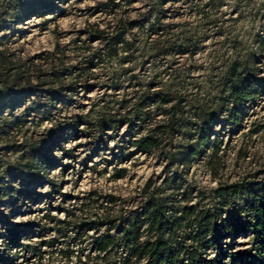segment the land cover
<instances>
[{"label": "rangeland", "instance_id": "rangeland-1", "mask_svg": "<svg viewBox=\"0 0 264 264\" xmlns=\"http://www.w3.org/2000/svg\"><path fill=\"white\" fill-rule=\"evenodd\" d=\"M262 26L264 0H0V175L57 124L78 127L52 150L45 173L11 181L20 192L5 196L0 211L33 231L19 236L7 264H80L92 254V230L78 227L84 221L119 218L152 192L175 206H207L216 187L263 177L264 91L239 126L213 125L217 150L212 142L198 158L182 157L202 119L225 102L231 64L256 66L264 79L255 40ZM19 88L32 89L30 97L9 106ZM16 116L25 121L9 124ZM98 122L116 126L101 132ZM158 125L169 127L157 148L129 143ZM11 224L0 219V250ZM226 242L242 248L249 237Z\"/></svg>", "mask_w": 264, "mask_h": 264}, {"label": "trees", "instance_id": "trees-1", "mask_svg": "<svg viewBox=\"0 0 264 264\" xmlns=\"http://www.w3.org/2000/svg\"><path fill=\"white\" fill-rule=\"evenodd\" d=\"M46 10H52V3L39 2ZM33 13L30 10L28 15ZM259 50L264 49V26L255 35ZM257 59V54L255 55ZM258 68L250 67L246 62H234L225 74L227 94L218 110L202 119L193 134L194 142L183 151L184 160H193L205 152L213 142L219 147V140H211L213 125L223 121L237 127L242 120L243 111L248 105L259 99L264 91V79L257 75ZM30 88H19L9 94L8 105L19 99L30 97ZM59 92H51V104L59 99ZM145 98V104L152 102ZM53 100V101H52ZM147 100V101H146ZM159 101V100H156ZM164 101V100H162ZM11 104V105H10ZM41 103L31 101L29 108L39 109ZM1 113V112H0ZM25 119L14 117L9 124ZM173 123V121L171 122ZM100 131L107 125L98 122ZM169 125H158L149 133L131 139L136 151L150 152L159 146L158 132ZM77 122H61L49 130L46 138L29 146L20 159L4 168L0 175V203L4 197L16 199L19 189L11 185L13 179L26 171L33 177L45 173L54 163L52 150L61 147L65 139L76 135ZM129 153L119 155L126 159ZM181 157V158H182ZM125 169L119 168L115 176L123 177ZM149 183L146 185L147 189ZM215 200L207 206L184 204L175 206L153 192L139 208L128 211L119 218L101 217L82 222L78 225L82 233L92 230L89 236L90 253L80 264H264V176L255 179H243L214 190ZM0 219L10 223L9 216L0 211ZM32 223H13L7 227L8 236L0 252V264H7L13 257L8 252L12 245H19V236L24 235ZM105 226L101 231L99 227ZM0 235L4 233L0 231ZM241 235L249 237V243L242 248H233L226 239L235 240ZM3 240V239H2ZM1 240V241H2ZM52 245L51 240L39 242ZM26 249H36L34 244H20Z\"/></svg>", "mask_w": 264, "mask_h": 264}]
</instances>
